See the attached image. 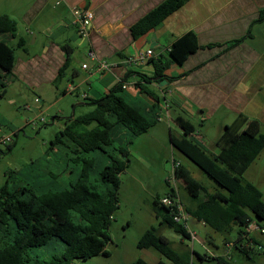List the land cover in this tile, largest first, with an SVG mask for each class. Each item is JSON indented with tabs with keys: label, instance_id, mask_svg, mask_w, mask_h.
<instances>
[{
	"label": "trees",
	"instance_id": "1",
	"mask_svg": "<svg viewBox=\"0 0 264 264\" xmlns=\"http://www.w3.org/2000/svg\"><path fill=\"white\" fill-rule=\"evenodd\" d=\"M185 1H162L131 26V35L135 38L145 34ZM262 19L264 9L258 15V21ZM16 26L15 19L0 13V34L6 32L13 35ZM23 44L16 43L17 47ZM61 48L66 60L58 71L56 81L64 75L73 52L69 43ZM198 48L194 33L188 31L171 44L167 58L163 60L150 56L147 59L153 65L151 75L134 72L138 78L132 85L139 93L152 98L153 102L149 105H136L127 97L125 87L132 71L100 97L84 98L92 108L66 118L63 128L50 140L51 146H62L59 156L47 159L51 165L54 163L58 167L60 161L64 162L59 167L60 171L43 172L42 168L32 165L31 173L39 179V183L33 180L31 185L22 183V179L15 176L11 179V174L7 176L0 186V264H76L79 260L106 254L104 247L110 241V221L118 204L120 173L129 162V146L136 137L161 121L159 115L167 89L158 90L154 84L162 80L171 81L172 77L164 73L170 63L181 65ZM14 61V46L0 40L1 95L5 93L6 80L12 76ZM173 120L181 129V134L176 136L170 131L171 147L192 161L219 189L209 192L178 161L175 174L177 188L183 181L188 203H183L179 193L168 188L166 181L167 191L163 195L177 194L190 218L222 234L225 241H228V235L235 232L233 249L247 255L250 246L246 244L258 243L248 231V226L255 223L264 228L259 223H264L262 193L242 177L264 148L261 122L238 115L232 123L224 126L216 140L219 149L214 153L200 146L202 144L194 137L197 133L194 124L180 115ZM70 173H75L73 180L69 178ZM159 198L155 195L153 207L161 225L191 240L187 229L173 220L170 208L161 204ZM250 214L258 221L252 220ZM136 246L153 248L173 264H194L192 255L203 260L182 240L177 247L173 246L154 227L143 232ZM212 258L216 264H232L230 256ZM128 264L151 263L137 258ZM157 264L165 262L159 259Z\"/></svg>",
	"mask_w": 264,
	"mask_h": 264
},
{
	"label": "crops",
	"instance_id": "2",
	"mask_svg": "<svg viewBox=\"0 0 264 264\" xmlns=\"http://www.w3.org/2000/svg\"><path fill=\"white\" fill-rule=\"evenodd\" d=\"M162 1H29L19 19L26 28V34L34 35L32 44L36 46L34 50L28 49L24 37L18 35L17 42L24 44L21 47L22 54L15 55L10 78L17 79L24 89L35 95L36 108L40 109L46 103L40 109L44 111L69 95H74L75 105H86L84 98L100 97L118 79L132 71L127 78L129 85L125 87L127 97L136 105H149L153 102L152 98L139 93L132 83L138 78L134 72L151 75L152 63L142 61L128 66L123 59L140 50L150 49L151 56L164 60L171 44L190 31L194 33L199 48L189 54L181 65L170 63L164 73L172 77L171 81L162 80L154 84L158 90L167 89L169 100L165 113L168 117V139L170 131L172 133L169 121L174 122L173 118L177 115L196 126L193 120L202 125L206 118L224 108L234 114L231 123L238 115H242L248 119H258L262 124L264 19L258 21V15L264 9V0H187L156 27L134 38L130 32L131 26ZM72 7L92 11L89 37L85 41L78 37L72 23ZM0 13L12 17L6 11ZM16 36V31L13 35L5 32L0 34V40L10 44ZM235 40L239 41L231 43ZM66 43L73 46V52L64 75L56 81L58 71L66 60V54L61 48ZM89 49L112 66L97 71L95 61L87 56ZM74 53H78V60L73 58ZM84 63L87 64L86 68H82ZM3 92H6L5 88ZM55 114L60 115L61 112ZM164 119L159 122L162 123ZM226 124L220 125V133ZM170 148L172 159L182 164L174 157L171 145ZM198 223L205 226L202 222ZM212 240L211 234L207 233L206 243L213 245ZM256 241L261 245L258 239ZM227 243L231 242H223L221 253L214 252L211 256L224 255ZM110 245L111 241L106 244ZM232 247L228 253L230 258L234 252ZM104 251L107 252L106 247ZM204 259H208V255H204Z\"/></svg>",
	"mask_w": 264,
	"mask_h": 264
},
{
	"label": "rangeland",
	"instance_id": "3",
	"mask_svg": "<svg viewBox=\"0 0 264 264\" xmlns=\"http://www.w3.org/2000/svg\"><path fill=\"white\" fill-rule=\"evenodd\" d=\"M29 1L31 0H0V11H6L12 15L10 17L17 23V36L14 38V42L10 43L14 46L16 56L22 54V48L16 45L18 35L24 37L28 49L34 50L36 46L32 44L34 35L26 34V28L19 19ZM73 58L78 60V53H74ZM6 81L4 87L6 92L3 95L0 94V135H9L10 140L5 144H0V186L7 180L9 174H11V179L15 177L22 179V183L31 185L33 180L39 183V179H36L31 173L32 165L42 168L43 172L47 170L51 173L60 171L59 167L64 162L60 161L58 167L53 162L51 165L47 159L51 158L50 160H52L53 157L59 156L62 153V146L53 147L50 140L54 139L57 132L63 128L64 120L71 117L73 111L74 115H78L89 111L92 106L75 105L74 95H69L44 110L43 116H37L39 108L34 106L35 95L24 89L17 79L9 77ZM159 86L163 88L162 85ZM165 96L169 100L168 94ZM68 98H72V100ZM26 105L28 108H25ZM45 105L46 103L42 104L40 109H43ZM56 112H61V114L56 115ZM163 116L167 115L163 114ZM41 117L44 119L41 120ZM233 118L232 112L222 108L214 116L206 118L202 125H198V122L193 120L200 135V138H196L203 145L200 146L206 151L217 152L219 146L216 145V140L223 131L220 133V125L231 123ZM169 125L172 128V133L181 134V130L173 121L170 120ZM167 128V118H165L162 123L154 124L131 142L128 165L120 173L121 182L117 191L118 204L113 212L114 217L110 221L109 236L112 245L105 246L106 254L100 253L89 259L79 260L76 264H128L137 258H142L151 264H157L159 259L163 260L165 264H173L153 248H138L136 246L140 236L149 227L156 228L159 233L172 242L173 246L177 247L182 240L202 257L205 254L208 255V259L204 260H199L195 255H192L194 264H216L211 253H221L223 242H225L222 234L189 218L187 224L194 231L196 237L191 241L162 226L160 217L155 216L153 200L155 195L161 196L165 193L166 185L163 179L168 174L172 159ZM260 132L264 133V122L261 124ZM172 151L174 157L181 161L191 176L205 186L209 192L219 189L217 184L192 161L178 150L173 148ZM18 171L20 174H17ZM43 176L48 177L47 175ZM242 177L261 191L264 201V148L250 163ZM69 178L73 180L75 173H70ZM183 186V181H180L177 192L183 203H188ZM250 216L252 220L258 221L254 215L250 214ZM259 223L264 225L262 221ZM207 233L211 234L212 243L218 245L217 248L206 243ZM251 235L258 239L261 245L250 246L247 255L234 248V252L230 254L232 264H264V233L260 234L259 231L252 229ZM226 238L235 240V232ZM234 240L228 241L234 243Z\"/></svg>",
	"mask_w": 264,
	"mask_h": 264
},
{
	"label": "built area",
	"instance_id": "4",
	"mask_svg": "<svg viewBox=\"0 0 264 264\" xmlns=\"http://www.w3.org/2000/svg\"><path fill=\"white\" fill-rule=\"evenodd\" d=\"M71 13H72V23L75 25L78 37L82 41H85L89 37L90 25H91V21L93 18L92 11L88 8L72 7ZM151 54H152V51L150 49L140 50L136 54L127 55L123 59V62L125 63V65L132 66V65L137 64L138 62L147 61V59L150 58ZM87 56L89 59L95 61V68L97 71H104V70L109 69L112 66V64L109 63L108 61L98 58L92 49L88 50ZM86 66H87L86 63L82 64V68H86ZM126 85L128 86L129 84L127 83ZM123 87H125V85H123ZM165 94H166V92L164 93V95ZM162 95H163V93H162ZM25 108H28V106L26 105ZM166 108H167V99L165 98L164 102L162 104V110H161L160 115H159L160 116L159 120H162L164 118H167V120H168L167 116H163V114H166L165 113ZM38 111L39 112H38L37 116H43V111L40 109ZM43 119L44 118L41 117V120H43ZM194 137L200 138L199 133L198 132L195 133ZM9 140H10L9 135H5V134L0 135V144H5ZM178 164H179L178 161H174L172 159L168 174L164 178V182L166 181L168 188L174 190L175 193L177 191V183H178L176 176H175ZM159 202L170 208L172 215H173V220L176 222L182 223L183 226L189 232L191 241L195 240V238H196L195 233H194V231H192L189 228V226L187 224L188 219L190 217L185 212L183 204L181 203L178 195L177 194H170V193L162 195L159 198ZM252 229L255 231H259L260 234L264 233V228L259 227L255 223H251L248 226V231L250 233H251ZM232 246H233L232 242L225 244L224 247L226 248V251H225L224 256H229L228 253H229L230 248ZM246 246H253V244L251 242H248V244H246Z\"/></svg>",
	"mask_w": 264,
	"mask_h": 264
}]
</instances>
